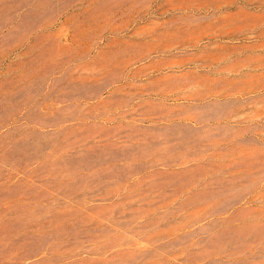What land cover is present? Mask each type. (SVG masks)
I'll return each mask as SVG.
<instances>
[{"label":"rangeland","instance_id":"rangeland-1","mask_svg":"<svg viewBox=\"0 0 264 264\" xmlns=\"http://www.w3.org/2000/svg\"><path fill=\"white\" fill-rule=\"evenodd\" d=\"M0 264H264V0H0Z\"/></svg>","mask_w":264,"mask_h":264}]
</instances>
